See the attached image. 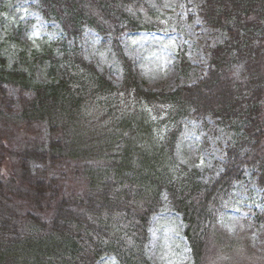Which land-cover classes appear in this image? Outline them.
Listing matches in <instances>:
<instances>
[{
    "label": "trees",
    "instance_id": "obj_1",
    "mask_svg": "<svg viewBox=\"0 0 264 264\" xmlns=\"http://www.w3.org/2000/svg\"><path fill=\"white\" fill-rule=\"evenodd\" d=\"M37 1L66 40L61 51L32 53L47 61V83L0 54V264H95L104 256L151 264L148 228L165 204L181 216L194 264L217 262L230 245L217 218L247 168L264 196V0H206L199 15L226 39L205 48L202 78L172 93L144 89L119 44L125 32L150 30L135 12L139 0ZM86 26L110 40L121 86L67 45ZM116 94L126 104H104ZM206 116L244 133L228 145L222 172L201 180L175 151L183 120ZM30 128L43 134L14 141L12 130Z\"/></svg>",
    "mask_w": 264,
    "mask_h": 264
},
{
    "label": "rangeland",
    "instance_id": "obj_2",
    "mask_svg": "<svg viewBox=\"0 0 264 264\" xmlns=\"http://www.w3.org/2000/svg\"><path fill=\"white\" fill-rule=\"evenodd\" d=\"M135 12L143 17L150 30L125 32L119 44L132 64L138 82L152 92L172 93L180 87L194 85L206 73L208 60L205 48L222 43L223 32L208 28L200 8L206 0H139ZM155 27V28H154ZM54 19H47L39 9L37 0H0V54L13 61L30 64V76L39 83L49 82L47 61L38 62L34 52L54 49L61 51L66 38ZM69 47L80 49L97 71L116 86L123 83V68L114 55L110 40H105L91 27H84L82 36L67 42ZM27 55V59L21 57ZM190 64L182 70V59ZM236 75L241 67H233ZM113 101H124V94L110 96ZM100 102V101H98ZM97 102V103H98ZM120 102V103H121ZM179 127L175 156L188 170H196L201 180L217 177L223 170L225 152L230 143L239 142L241 125L235 121H221L211 116L189 118ZM16 129V128H14ZM42 128H30L26 133L14 131V141L20 145L33 140ZM245 180L237 183L229 199L224 201L217 218L220 237L230 244L216 252L214 264H264V196L256 186L250 168ZM257 220H261L257 223ZM181 216L167 204L152 216L145 245V256L151 264H194L190 246L184 236ZM246 232L247 236L241 239ZM235 243V240H239ZM232 242V243H231ZM95 264H118L113 256H104Z\"/></svg>",
    "mask_w": 264,
    "mask_h": 264
}]
</instances>
